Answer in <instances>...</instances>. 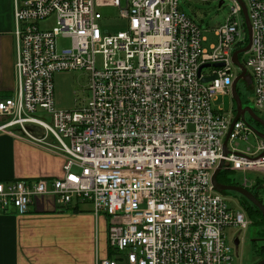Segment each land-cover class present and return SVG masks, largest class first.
I'll return each mask as SVG.
<instances>
[{
  "label": "built area",
  "instance_id": "built-area-1",
  "mask_svg": "<svg viewBox=\"0 0 264 264\" xmlns=\"http://www.w3.org/2000/svg\"><path fill=\"white\" fill-rule=\"evenodd\" d=\"M179 1L12 0L15 90L0 99V133L61 157L63 173L0 183V214L25 215L34 201L54 211L88 203L93 216L108 220L113 253L97 264H232L224 231L253 224L215 191L212 175L223 159L222 171L241 173L238 186L259 195L264 139L243 117L230 130L233 101L230 112L213 103L218 96L232 99L244 68L254 104L264 112V0H230L208 49ZM240 2L252 30L250 50L238 55L241 68L232 61L247 45ZM106 5L119 9L124 31L100 30L98 9ZM52 17L51 30L38 28ZM61 39L68 48L58 45ZM63 71L88 73L90 97L81 108L55 110L53 78ZM209 77L216 79L202 82ZM248 137L254 146L239 151Z\"/></svg>",
  "mask_w": 264,
  "mask_h": 264
},
{
  "label": "crops",
  "instance_id": "crops-1",
  "mask_svg": "<svg viewBox=\"0 0 264 264\" xmlns=\"http://www.w3.org/2000/svg\"><path fill=\"white\" fill-rule=\"evenodd\" d=\"M16 46L12 0H0V99L13 96ZM55 102V101H54ZM63 159L0 133V183L53 180ZM108 220L88 203L53 210L34 201L25 215L0 214V264H97L113 259Z\"/></svg>",
  "mask_w": 264,
  "mask_h": 264
},
{
  "label": "rangeland",
  "instance_id": "rangeland-1",
  "mask_svg": "<svg viewBox=\"0 0 264 264\" xmlns=\"http://www.w3.org/2000/svg\"><path fill=\"white\" fill-rule=\"evenodd\" d=\"M224 4L219 8L218 1L215 0H180V10L194 21L201 29L202 36L207 40L203 43V47L208 49L210 45H214L216 40L214 37V30L220 24H223L233 3L230 0H222ZM102 16L99 22V27L102 32L108 34H116L117 32L126 29V21L120 17L119 9L112 6H103L98 9ZM55 26V18L52 17L45 22L38 24V28L43 31H49ZM60 47L68 48L69 40L61 39L58 41ZM100 61V57L97 58ZM243 57L240 56L242 64ZM209 70L205 69L204 74H208ZM248 74V73H247ZM54 86V106L58 111H71L81 108L86 105L90 92L88 90L89 80L88 73L84 71L75 72H58L53 78ZM236 91L241 97L242 107H248L264 120V112L258 110L254 104L253 93L250 87L240 79L236 86ZM213 108H221L224 112L232 110V99L230 96H218L216 102L213 103ZM43 113L38 112L35 116L41 118ZM244 120L254 130L259 133H264V128L255 123L251 118L245 114ZM47 121V119L45 120ZM39 134L42 131L38 130ZM48 141L53 142L52 137L49 136ZM254 146L252 137H248L245 142H239L237 149L245 152ZM255 175L246 174L247 179H251ZM235 183L242 184L244 176L241 173L229 175ZM259 199L264 206V188L257 189ZM227 203L232 210H241V199L238 194L227 192ZM243 203V201H242ZM226 235V243L230 248V256L232 257V264H256L260 259L261 249L264 247V226L256 224L245 231H240L238 228H228L224 231ZM239 241L238 246L234 245L235 240Z\"/></svg>",
  "mask_w": 264,
  "mask_h": 264
},
{
  "label": "water",
  "instance_id": "water-1",
  "mask_svg": "<svg viewBox=\"0 0 264 264\" xmlns=\"http://www.w3.org/2000/svg\"><path fill=\"white\" fill-rule=\"evenodd\" d=\"M222 5V2H220L219 7ZM241 8H242V14H243V18H244V22H245V27H246V32H247V45L239 50H236L233 52L232 54V61L233 63L240 67V63L238 61V55L240 54H244L246 52H248L250 50L251 47V38H252V30H251V26L249 23V19L246 13V9L244 7V5L240 2ZM209 66H203L200 68L199 72L203 69V68H208ZM213 68H221L223 67V64H216L212 66ZM241 74L234 80L233 84H232V88H231V96H232V101L235 105V118L233 120V123L231 125L230 130L232 129L233 125L235 124L236 121H238L239 118L244 117L245 114H247L253 121H255L256 123L260 124L263 128H264V121L259 119L257 116H255V114L253 113V111L248 108H242V104H241V100L237 94L236 91V86L237 83L239 82L240 79H242L248 86L251 85V78L249 77V75L246 74V70L244 68H241ZM216 77H209V78H205L202 80L203 83H209L213 80H215ZM253 131L261 138L264 139V135L262 133L257 132L256 130L253 129ZM230 133V131H229ZM229 133L227 134V136L225 137V140L223 142V152H222V157H226L227 155V149H226V144H227V140L229 138ZM223 165H224V161L223 159L220 160L219 165L217 166V168L215 169L213 175H212V185L215 189V191L219 192L220 194L226 196L227 192H233L238 194L239 196L243 197L246 201H248L251 205H253L262 215L263 219H264V206L263 204L257 200L254 195L252 193H250L249 191L243 189L240 186H232V185H224L221 184L217 181V177L219 175V173L222 171L223 169ZM239 241L236 239L234 241V245L238 246ZM256 264H264V257L258 261Z\"/></svg>",
  "mask_w": 264,
  "mask_h": 264
},
{
  "label": "trees",
  "instance_id": "trees-1",
  "mask_svg": "<svg viewBox=\"0 0 264 264\" xmlns=\"http://www.w3.org/2000/svg\"><path fill=\"white\" fill-rule=\"evenodd\" d=\"M220 175L223 176V180L226 182L225 185L238 186L237 183H235L231 178H229V175H231V173L222 171L219 173L218 176ZM217 180H219V177ZM252 194L257 200L261 202V200L259 199L256 193L253 192ZM240 199L243 201V203L241 201L242 208L246 211L248 217L252 220L253 226H256V224H262L264 226V219L261 213L253 205H251L248 201H246L243 197H240ZM263 257H264V247L261 249L259 261Z\"/></svg>",
  "mask_w": 264,
  "mask_h": 264
},
{
  "label": "flooded vegetation",
  "instance_id": "flooded-vegetation-1",
  "mask_svg": "<svg viewBox=\"0 0 264 264\" xmlns=\"http://www.w3.org/2000/svg\"><path fill=\"white\" fill-rule=\"evenodd\" d=\"M238 94V93H237ZM238 96H239V94H238ZM239 98H240V100H241V97L239 96ZM241 104H242V100H241ZM243 108V107H242ZM245 108V107H244ZM260 125V124H259ZM219 177V180H217V181H219V183H221V184H224L225 185V181L223 180V176L222 175H220V176H218ZM218 177H217V179H218Z\"/></svg>",
  "mask_w": 264,
  "mask_h": 264
}]
</instances>
